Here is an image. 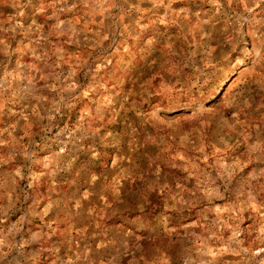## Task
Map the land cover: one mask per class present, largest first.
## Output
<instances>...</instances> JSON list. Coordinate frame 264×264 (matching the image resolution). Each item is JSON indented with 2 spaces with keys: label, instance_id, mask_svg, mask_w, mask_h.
Instances as JSON below:
<instances>
[{
  "label": "clouds",
  "instance_id": "clouds-1",
  "mask_svg": "<svg viewBox=\"0 0 264 264\" xmlns=\"http://www.w3.org/2000/svg\"><path fill=\"white\" fill-rule=\"evenodd\" d=\"M31 2L32 0H0V5L16 9V15H22L23 7ZM177 2L178 0H133L129 7V0H48L50 15L45 7L37 10L47 16V20L44 24L33 21L36 38L30 39L27 50L32 52L34 62L43 61V67L50 69L43 77L45 83L42 87H37L39 77L35 73L26 77L21 73L9 72L0 75V116L4 114L6 103L12 97H19L22 108L19 113L13 112L18 117L13 123L0 128V223L5 221L7 213L13 209L21 212L15 225L7 231L0 230V259H4L13 249L18 253L22 252L28 244L40 243L43 250L44 237L47 235L44 229L57 230L45 222L44 218L56 217L58 220L64 215L69 220L71 238L79 246L74 257L65 258L59 255V245L53 243L50 249V255L55 258L53 264H170L169 257L165 254L167 243L171 242L177 230L171 228L169 222L184 219L186 211L194 210L199 219L185 223L183 231L186 237L197 242L196 251L199 256L212 257L209 261L200 259L199 264H217V258L225 252L241 257L244 264H249V261L264 264V257L260 255L264 253V127L256 125L250 129L243 126L244 121L251 122L248 113L254 110V96L239 98L237 107L243 115L238 114L234 121L226 119L220 113L214 115L213 110L206 106L203 93L197 88L199 75L195 83L186 81L182 75L183 67H191L196 63L195 52L181 57L173 50L174 57L181 63L173 70L171 77H161L166 83H162L154 93L149 82V86L129 94L128 102L123 109L118 110V102L102 82L101 68L107 66L103 57H97L92 62L81 61L64 71L48 64L47 53L42 51V41L47 42L52 35H67L70 42H73L82 31L77 27L79 20H61V15L74 13L82 8L93 18L96 15L104 19L111 17L110 27L118 29V22L124 16L134 12L146 13L138 18L133 17L134 23L124 26L125 34L134 35L137 26L147 28L149 24L167 25L174 22L173 18L179 13L172 6ZM208 3L215 9V13L207 20H199L197 13L199 23L213 25L215 29L216 25L223 22V34L231 31L234 36V39L228 41L232 48L224 51L223 59H229L237 51L238 43L242 45L248 35L264 45V8H261L264 0H208ZM140 5L148 7L141 8ZM240 5H243L242 11L239 10ZM113 11L117 15L113 16ZM186 16L185 13V18ZM2 17L3 9H0V53L7 55V33L10 29L3 27L5 21ZM8 21H15L11 29L13 31L15 26H20L14 16L8 17ZM141 21H148V24H142ZM49 23L50 30L47 28ZM94 35L99 37V41L93 47H98L109 38L99 32ZM156 42L151 36L147 38L150 47ZM220 47L218 44L217 48ZM37 48L41 49L40 55L36 54ZM215 51L216 48L211 49L206 55L211 57ZM244 51L247 53L248 49L245 47ZM256 55L260 56L259 50ZM110 62L109 60L107 63ZM208 63L211 65V59ZM160 67L162 71L166 70L167 63ZM81 68L86 69L83 80L78 76ZM200 71L196 69L197 73ZM22 78L27 79L26 87L31 88V92L24 94L13 90L6 97L5 93L12 87V81ZM157 94L167 100V108L190 114L174 120H160L157 114L164 109L158 104L153 106L152 99ZM260 94L264 97V87ZM85 99L88 103L75 123L64 124L60 128L59 117L63 110L75 109L77 102ZM33 101L36 107L24 108V103L31 104ZM260 108L264 109V99ZM9 111L12 112V109ZM110 117L111 127H104L103 122ZM210 120L222 124L221 128L215 129L216 144L211 146L215 150L213 164L201 167L197 160H192L188 167L182 169L185 174L181 176L169 175L163 166L150 168L148 175L143 174L139 161L143 153L149 151L147 147H142L148 143H168L174 147L178 142L181 148H193L207 160L203 141ZM121 121L122 131L117 127ZM148 123H152L154 127L166 124L168 129L180 130L173 132L174 137L178 136V141H169L159 134L153 139L151 130L144 127ZM185 126L188 130H184ZM107 140L115 142L111 149L115 158L110 165H104L100 174L91 172L81 184L79 181L85 177L86 170L94 168L95 162L100 158L98 146ZM197 140L200 141L198 145ZM233 141L240 143L241 147L246 144V159L231 152ZM81 144L85 145L83 151L80 150ZM177 154L181 160L187 157L186 152L181 154V149H177ZM81 155L88 156L83 165L79 164ZM249 165H254L253 170L242 180L240 187L230 191L234 181L239 179L238 174L242 175ZM176 167L175 163L168 166L169 169ZM74 169L77 170V177L74 179L75 193L61 194L57 180H68ZM44 179L48 182V192L41 195L40 186ZM84 188L87 190L81 195V189ZM156 193L159 195H155ZM216 201L225 202L223 216L221 206ZM101 202L104 217H114V223H130L135 231H129L125 227H106L104 220L99 219L101 212L92 207ZM41 203L42 210H38ZM18 204L19 209L16 208ZM25 205L29 206L23 211ZM249 215H254V226L245 227ZM27 217L42 221L39 228L40 239L37 241L31 238L37 233H31L27 239L21 235V228ZM81 222L88 223L89 227L83 228ZM65 231L68 232V229ZM246 232L250 235L258 233L255 250L243 247ZM18 235H21L19 240ZM97 240L101 242L97 244ZM217 243L223 247L214 248L213 245Z\"/></svg>",
  "mask_w": 264,
  "mask_h": 264
},
{
  "label": "rangeland",
  "instance_id": "rangeland-1",
  "mask_svg": "<svg viewBox=\"0 0 264 264\" xmlns=\"http://www.w3.org/2000/svg\"><path fill=\"white\" fill-rule=\"evenodd\" d=\"M47 3L48 0H32L30 4H26L23 7L22 15H16V9H12L6 5H0V9H3L2 18L5 21L3 27L10 29L7 33V42L9 45L8 54L0 53V75L9 72L13 74L21 73L22 76L26 77L31 73H35L39 77L37 87H42L45 83L43 77L48 74L50 69L43 67V61L34 62L32 52L27 49L30 39L36 38V28L33 25V21L35 20L37 24H44L47 20V16L38 13L37 10L45 7L48 15L51 14V9L47 8ZM132 4L133 0H129V7ZM140 7L145 8L148 6L140 5ZM172 7L175 12L179 13L178 16L173 18L174 22L167 25L163 23L157 25L149 24L147 28L137 26L134 35L125 34L124 26L133 24V17L138 18L146 13L134 12L129 16H124L118 22V29H115L110 27L112 24L111 17L104 19L100 15H96L93 18L91 15H87L82 8L78 9L74 13L60 16L61 20H79L77 27L82 31L79 32L74 41L70 42L69 36L67 35H52L47 42L42 41V51L47 53L48 64L54 65L58 70L64 71L80 64L81 61L92 62L96 61L97 57H103L107 66L101 68L100 74L103 77L102 82L107 85L115 101L118 102L116 103L118 110L123 109L124 104L128 102L129 94L135 93L142 87L149 86V82H151V90L154 93L162 83H166L161 77L164 75L171 77L173 70L181 63L180 60L174 57L173 50L179 53L181 57H185L187 53L195 52L196 63L191 67H183L182 75L186 81H192L193 83L196 82V77L199 75L197 88L203 93L204 99L207 102L206 106L213 110L214 115L220 113L226 119L234 121L238 114L243 115L237 107L239 98L241 96L251 95L255 97L256 104L254 105V110L248 113L251 122L244 121L243 126L250 129L256 125L264 127V109L260 108L261 101L264 99L260 94L261 88L264 87V45H261L259 40L248 35L245 37L242 45L238 43L237 51L232 53L229 59L225 60L223 59L224 51H230L232 48V45L228 43V41L234 39L232 32L229 31L223 34V22L216 25L214 29L213 25L201 24L197 19V13H199V20H207L215 13V9L208 3V0H178ZM261 8H264V5H261ZM182 9L185 11L182 12ZM242 9L243 5H240L239 10L242 11ZM185 13L187 14L186 18ZM112 15L115 16L117 13L113 11ZM10 16H14L15 20L19 21L20 26H15L14 31L11 29L14 27L15 21L9 22L8 17ZM141 23L148 24V21H141ZM47 28L50 30V23ZM98 32L102 35H108L109 38L104 40L98 47H93V44L99 41V37L94 35ZM149 36L157 41L154 46L150 47L147 44V38ZM218 44L221 45L220 48H217ZM245 47L248 49L247 53L244 51ZM125 48L128 50L124 51ZM214 48L217 51L212 52L211 57H208L206 53ZM257 50L260 52L259 57L256 55ZM36 54L40 55L41 49L37 48ZM209 59H211V65L208 63ZM109 60L111 62L107 63ZM239 61H243V63H239ZM165 63H167V69L162 71L160 66ZM37 69H40V71H37ZM196 69H200V73H197ZM85 71V68H81L78 72L81 80L84 79ZM89 79L91 80L92 77H89ZM26 86L27 79L13 80L12 87L6 91L5 96H10L13 90L17 93L24 94L31 92V88ZM152 99L153 106L158 104L164 109L163 112L157 114L160 120H174L190 114L167 108V100L162 99L158 94L154 95ZM87 103L88 101L85 99L82 102L78 101L75 109H64L59 117V127L62 128L64 124H74L75 119L78 118L79 113ZM23 106L24 108L36 107L34 101L31 104L24 103ZM145 108L151 111V108H148L147 105H145ZM9 109H12V112ZM255 109L259 110L256 111ZM20 111H22V108L18 96L8 100L5 112L0 116V128H5L13 123L18 118L13 115V112L19 113ZM103 125L104 127H111V117L105 120ZM117 127L122 131L123 121ZM144 127L151 130L153 139L159 134V136L166 137L169 141L173 139L178 141V136L174 137L173 132L180 130L168 129L166 124L154 127L152 123H148ZM221 127L222 124L219 122L214 123L212 120L208 122V131L205 133L203 141L205 145L204 151L208 156L207 160L193 148H189L188 146L181 148L178 142L174 147L168 143H148L147 145H142V147L149 149L148 152L143 153L139 161L143 168V174L148 175L150 168L163 166L169 175L181 176L185 174L182 172V169L188 167L192 160H197L201 167L213 164L215 162V157L213 156L215 150L211 146L216 144L215 129ZM184 130H188L187 126H185ZM37 142L39 144V137H37ZM114 143L112 140H107L98 146L97 150L100 152V158L95 162L94 168L86 170L85 177L79 181L81 184L84 183V179L91 172L95 171L97 174H100L104 165H110L111 160L115 158V153L111 150L114 147ZM196 143L198 145L200 141L197 140ZM233 145L234 147L231 149V152H236L237 155L245 157L246 159V144L241 147L240 143L233 141ZM216 146L219 147L218 144ZM84 147L85 145L81 144L80 150L83 151ZM54 149L55 146L53 145ZM177 149H181V154L187 153L185 160L179 158ZM238 149L239 151H237ZM37 151H39V148H37ZM87 159V155H81L79 164L83 165ZM170 163H175L177 167L169 169L168 166ZM253 167L254 165H249L244 169L242 175L238 174L239 179L234 181L233 186L230 187V191H234L240 187L242 180L247 178L248 174L253 170ZM76 177L77 170L74 169L72 176L68 180H57V183L60 185L61 194L71 195L75 193L76 186L74 179ZM86 190L87 188L81 189L80 194L82 195L83 191ZM40 191L41 195L47 194V179H44V183L40 186ZM155 195H159V193ZM215 203L221 206V216H223L225 202L216 201ZM28 206L25 205L23 211H26ZM42 207L43 203H41V208L38 210H42ZM92 207H96L101 212L99 219L104 220L106 227L115 229L125 227L129 231H135L130 223H114V217H104L102 202L99 205L94 204ZM16 208L19 209L20 205L18 204ZM20 215L21 212L16 209L8 212L5 221L0 223V230L7 231L17 223ZM184 216V219L169 222V226L177 230V234L172 238L171 242L167 243L165 254L169 257L170 264H185V261H187V264H199L200 259H204L205 261L211 260V256L201 257L198 255L196 251L198 248L197 242L191 237H186L183 231V225L199 219L198 215L193 210L190 212L186 211ZM44 221L51 225L53 229L57 230L50 231L48 228L44 229L47 235L44 237L43 250L41 249L40 243L28 244L25 245L20 253L13 249L4 259H0V264H53L55 258L50 255V249L53 243L59 245L58 252L60 256L65 258L69 256L74 257L79 244L71 238L68 218L61 215L58 220L56 217H52V219L45 217ZM41 223L42 221L38 218L33 219L32 217H27L21 228V235L27 239L31 233H37V235L31 238L33 241L39 240ZM58 225L59 227L57 228ZM249 225L254 226V215L248 216L245 227ZM81 226L85 229L89 227L86 222H81ZM92 227H95V220L92 222ZM65 229H68V232ZM257 234V232H253L250 235L246 232L244 234L245 243L243 247L255 250L257 247L255 243ZM21 235L17 236V240L21 238ZM100 242V240H97V244ZM213 247L219 249L223 245L217 243ZM260 255L264 257V253ZM225 261H227V264H237V262L244 264L241 257L233 256L228 252H225L217 258V264H225ZM249 264H255V262L249 261Z\"/></svg>",
  "mask_w": 264,
  "mask_h": 264
}]
</instances>
